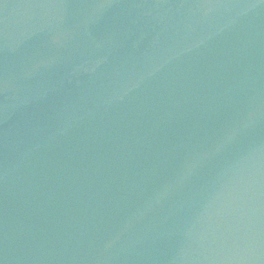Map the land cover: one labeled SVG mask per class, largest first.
I'll list each match as a JSON object with an SVG mask.
<instances>
[{
    "label": "water",
    "instance_id": "water-1",
    "mask_svg": "<svg viewBox=\"0 0 264 264\" xmlns=\"http://www.w3.org/2000/svg\"><path fill=\"white\" fill-rule=\"evenodd\" d=\"M0 264H264V0H0Z\"/></svg>",
    "mask_w": 264,
    "mask_h": 264
}]
</instances>
